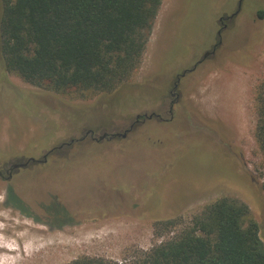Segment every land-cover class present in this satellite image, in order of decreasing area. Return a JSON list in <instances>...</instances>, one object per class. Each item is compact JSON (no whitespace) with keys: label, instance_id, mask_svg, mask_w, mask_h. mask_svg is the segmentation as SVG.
<instances>
[{"label":"rangeland","instance_id":"1","mask_svg":"<svg viewBox=\"0 0 264 264\" xmlns=\"http://www.w3.org/2000/svg\"><path fill=\"white\" fill-rule=\"evenodd\" d=\"M263 81L264 0H162L139 67L107 92L34 86L8 71L0 52V261H119L166 238L155 235V221L189 220L223 196L249 206L264 243V165L254 137ZM125 131L127 142L110 136ZM103 133L98 146L77 145ZM44 154L7 179L12 164ZM8 186L42 221L5 205ZM50 203L72 223H43Z\"/></svg>","mask_w":264,"mask_h":264},{"label":"trees","instance_id":"2","mask_svg":"<svg viewBox=\"0 0 264 264\" xmlns=\"http://www.w3.org/2000/svg\"><path fill=\"white\" fill-rule=\"evenodd\" d=\"M161 2L1 0L4 66L26 82L58 93L111 91L139 67ZM254 100V137L264 165V81L257 86ZM177 118L149 120L174 122ZM131 134L121 140L127 142ZM96 142L85 136L77 145L98 146ZM4 203L42 221L10 186ZM43 216V223L50 227L72 223L67 209L58 203L44 205ZM260 230L245 202L223 196L189 220L179 216L155 221V235L166 238L148 250L119 261L80 256L64 264H264Z\"/></svg>","mask_w":264,"mask_h":264},{"label":"water","instance_id":"3","mask_svg":"<svg viewBox=\"0 0 264 264\" xmlns=\"http://www.w3.org/2000/svg\"><path fill=\"white\" fill-rule=\"evenodd\" d=\"M236 13H237V11H236L234 14H236ZM234 14H232V15H234ZM214 48H215V46L213 47V49H212L211 51H208V52H206L205 54H203L202 57L205 58L207 55L213 53ZM184 74H185V71H184L181 75L183 76ZM145 116L148 117V118H151V117L153 116V114H150V115H148V116L145 115ZM138 117H140V116L138 115L137 118H138ZM131 126H132V125H131ZM126 133H127V131H125V132H123V133H113V134H110V136H111V137H113V136H122V137H124V136L126 135ZM106 136H108V134H107V133H103L102 135L98 136V137L95 138V139H96V140H102V139H104ZM91 137H93L92 132H91ZM46 159H47V154H44L42 159L29 158V159L26 160L25 162H22V163H14V164H12V165L10 166V168H9L8 170H6V173H7V179L11 177V171H12V170L17 169V168H20V167H24V166H26V165L29 163V161L37 162V163H41V162H45ZM0 176H1V177L3 176V172H2V171H0Z\"/></svg>","mask_w":264,"mask_h":264},{"label":"flooded vegetation","instance_id":"4","mask_svg":"<svg viewBox=\"0 0 264 264\" xmlns=\"http://www.w3.org/2000/svg\"><path fill=\"white\" fill-rule=\"evenodd\" d=\"M239 6H240V5H238V8H239ZM236 11H237V10H236ZM236 11H235V12H236ZM235 12L231 13V14L228 15V16H225V18L220 17V21L222 22L223 19H230V18H232V17L235 15V14H234ZM232 14H234V15H232ZM224 27H226V24L222 23V28H224ZM217 34H218V35L220 34V30L217 31ZM219 43H220V39L218 40L217 43H215V44L212 46V49H213L214 46L216 47L217 44H219ZM214 50H215V48H214ZM213 52H214V51H213ZM203 60H204V59H203ZM199 64H200V63H199ZM196 65H198V64L196 63L195 66H196ZM176 81H179V76L177 77V80H176ZM175 86H176V83H175Z\"/></svg>","mask_w":264,"mask_h":264},{"label":"bare ground","instance_id":"5","mask_svg":"<svg viewBox=\"0 0 264 264\" xmlns=\"http://www.w3.org/2000/svg\"><path fill=\"white\" fill-rule=\"evenodd\" d=\"M0 247H1V246H0ZM3 256H4V255H3ZM9 256H10V255H9ZM12 256H13V255H12ZM12 256H11V257H12ZM11 257H10V258H11ZM3 258H4V257H3ZM3 258H2V259H3ZM12 259H13V257H12ZM4 260H5V259H4ZM6 261H7V260H6ZM6 261H5V262H6ZM3 262H4V261H3ZM0 264H4V263H2V262L0 261Z\"/></svg>","mask_w":264,"mask_h":264}]
</instances>
